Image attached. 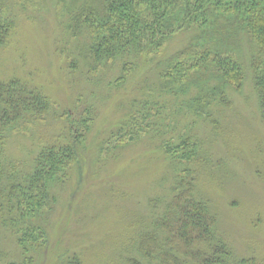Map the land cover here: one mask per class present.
Segmentation results:
<instances>
[{"label": "rangeland", "instance_id": "1", "mask_svg": "<svg viewBox=\"0 0 264 264\" xmlns=\"http://www.w3.org/2000/svg\"><path fill=\"white\" fill-rule=\"evenodd\" d=\"M4 1L0 22H11L12 29L2 31L0 83L17 78L41 91L51 108L40 123L6 132L2 159L30 167L43 145L55 142L75 150L65 184L53 190L58 198L46 240L28 263L60 264L75 254L80 264H127L141 229L151 227L178 184L187 189L185 180L193 178V196L207 202L216 234L232 254L264 264V122L250 78L240 91L227 90L229 105L212 103L199 113L195 109L203 99L193 106L189 96L199 93L197 86L178 98L162 93L148 102L145 91L152 92L156 61L130 71L121 86H107L119 65L86 78L85 34L74 39L66 30L70 24L80 33L79 22L72 23L66 13V5L80 0ZM184 41L176 36L168 42L157 59L161 66ZM87 107L92 112L84 115ZM137 112L147 113L150 130L135 131L132 125L130 140L122 130L140 121ZM122 121L126 125L116 128ZM181 136L195 142L189 154L195 152L196 160L187 161V146H178ZM4 229L0 225V264L18 262L19 250Z\"/></svg>", "mask_w": 264, "mask_h": 264}, {"label": "trees", "instance_id": "2", "mask_svg": "<svg viewBox=\"0 0 264 264\" xmlns=\"http://www.w3.org/2000/svg\"><path fill=\"white\" fill-rule=\"evenodd\" d=\"M5 5L0 0V11ZM66 13L72 23L80 24L78 34L67 24L68 34L74 39L85 34L81 56L87 79H94L92 74L98 69L103 73L119 65L107 86H121L130 71L156 61L152 92L146 95L145 91V99L150 102L162 93L178 98L187 88L197 86L199 93L189 96L193 106L203 99L195 109L199 113L212 103L229 105L227 90L240 91L249 77L264 122V0H101V4L80 0L66 5ZM10 25L0 22V43L5 37L2 31L10 32ZM176 36H184L185 41L161 66L157 59ZM50 108L41 91L30 89L19 79L0 83V225L10 233L21 259L3 264L32 262L33 253L46 240L49 216L58 198L54 187L63 186L72 170L74 146L55 142L41 146L30 167L2 159L6 132L40 123ZM90 109L87 107L84 115L92 112ZM134 110L126 116L135 115ZM136 115L140 121L122 130L130 140L133 126L135 131L150 130L143 117L147 113ZM124 125L122 121L116 128ZM194 144L190 136H181L178 144L187 146L190 162L197 159L195 152L189 154ZM192 179L185 180L187 189L178 184L171 200L153 217L151 227L141 229L133 243L134 254L126 257L127 264H144L139 258L155 264H263L254 256L232 254L230 245L216 234V217L207 202L193 196ZM60 264H80V259L73 254Z\"/></svg>", "mask_w": 264, "mask_h": 264}]
</instances>
